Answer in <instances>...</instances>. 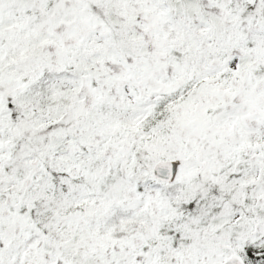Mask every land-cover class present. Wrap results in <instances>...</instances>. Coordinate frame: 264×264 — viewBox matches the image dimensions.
<instances>
[{"label":"snow or ice","instance_id":"6c2138e0","mask_svg":"<svg viewBox=\"0 0 264 264\" xmlns=\"http://www.w3.org/2000/svg\"><path fill=\"white\" fill-rule=\"evenodd\" d=\"M0 264H264V0H0Z\"/></svg>","mask_w":264,"mask_h":264}]
</instances>
